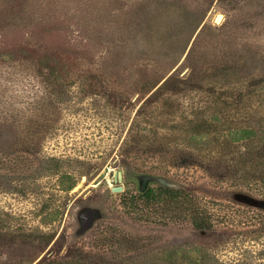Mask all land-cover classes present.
Segmentation results:
<instances>
[{
    "label": "rangeland",
    "instance_id": "1",
    "mask_svg": "<svg viewBox=\"0 0 264 264\" xmlns=\"http://www.w3.org/2000/svg\"><path fill=\"white\" fill-rule=\"evenodd\" d=\"M0 264H264V0H0Z\"/></svg>",
    "mask_w": 264,
    "mask_h": 264
},
{
    "label": "trees",
    "instance_id": "2",
    "mask_svg": "<svg viewBox=\"0 0 264 264\" xmlns=\"http://www.w3.org/2000/svg\"><path fill=\"white\" fill-rule=\"evenodd\" d=\"M137 201L145 204V207H149V205H153L154 207L159 202H163L161 210L169 214L170 219L168 221H173L174 219V224H187L192 232L196 234L211 233L218 225H222L223 222L224 226L235 223L233 218L226 217L228 214L225 212L226 205L213 201L205 202L201 198L191 195L189 192L167 186H157L155 190L152 188L143 190L138 196L130 200L128 205L132 210L136 209ZM210 206H212V209ZM219 212L225 213L220 216ZM244 212L246 211L237 209L235 214H237V217H245ZM250 217L254 218V215ZM240 222L245 223V221L241 220Z\"/></svg>",
    "mask_w": 264,
    "mask_h": 264
},
{
    "label": "water",
    "instance_id": "3",
    "mask_svg": "<svg viewBox=\"0 0 264 264\" xmlns=\"http://www.w3.org/2000/svg\"><path fill=\"white\" fill-rule=\"evenodd\" d=\"M218 18V17H217ZM217 21V19H216ZM122 180V172L120 170L114 171L113 181L115 184H118ZM122 187L121 186H115L111 188V192H121Z\"/></svg>",
    "mask_w": 264,
    "mask_h": 264
},
{
    "label": "bare ground",
    "instance_id": "4",
    "mask_svg": "<svg viewBox=\"0 0 264 264\" xmlns=\"http://www.w3.org/2000/svg\"><path fill=\"white\" fill-rule=\"evenodd\" d=\"M220 17L217 18V21L219 20Z\"/></svg>",
    "mask_w": 264,
    "mask_h": 264
}]
</instances>
